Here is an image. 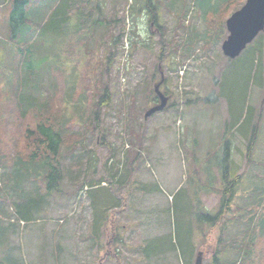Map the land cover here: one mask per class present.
<instances>
[{"label":"rangeland","instance_id":"374dc122","mask_svg":"<svg viewBox=\"0 0 264 264\" xmlns=\"http://www.w3.org/2000/svg\"><path fill=\"white\" fill-rule=\"evenodd\" d=\"M55 1L31 0V18L38 22L47 17ZM144 1L92 0L90 3V6L99 4L100 11L95 13L104 19L97 27V39L92 45L99 53L104 78H110L114 99L111 107L104 110L102 128L92 132L89 125L85 131L88 147L84 157L77 162L82 167L81 172L75 171L74 181L66 177L62 183L68 193L50 196L51 205L47 204L44 211L37 214L38 218L28 224L24 221L25 224L20 223L17 227L10 226L8 220L16 219L9 216L13 210L10 202L0 212V223L10 227L9 249L25 264H196L200 251L204 253L202 264H212L214 255L223 252V241L247 227L248 218L242 220L241 216H253L255 200L261 196L257 194L264 188V83L261 87L257 85V82L261 85V72L256 75V83L250 77L249 56L245 61L231 62L222 49L229 35L226 21L246 0H238L227 12L220 8L211 19L202 17L200 12L195 16L197 7L192 4L186 20L191 16L193 26L205 38L198 43L197 54L186 57L181 65L169 58L174 54V59L179 60L172 51L174 34L179 40L187 36L185 29L175 30L178 8L171 7L169 2L172 0L157 8L159 24L164 25L159 31L158 25L152 24L149 11L143 7ZM7 13L8 5H0V59L4 62L9 60ZM259 35L264 37V31ZM39 37L45 44L50 43L45 41L49 36L36 30V42ZM60 43L62 45V38H59ZM48 59H53L52 51H49ZM262 63L264 68V48ZM105 66H109L106 73ZM14 67L16 73L12 77L15 78L20 72L16 64ZM1 68L0 64V77H3L0 80L1 148L11 160L3 167L2 151L0 188L4 185L3 174L14 170L15 154L22 151L29 155L31 150L23 138L27 134L26 123L32 126L35 117L30 115L23 120L16 98L22 92L25 95L32 93L33 88L26 85L36 84V78L48 86L52 80L48 71L45 77L35 76L24 82L23 88H15L13 82L7 83ZM22 73L28 77L26 71ZM158 83L168 97V105L145 118L147 110L159 102L155 91ZM41 94L45 98L48 93L43 89ZM245 95L246 107H253L254 117L249 121L243 117L233 128L234 113L238 114L240 107V114L246 110L241 103ZM56 97L60 107L71 105L64 104L59 89ZM206 97L210 100L206 101ZM130 107H133V116L127 112ZM118 109L124 112L121 117L117 115ZM130 118H136V130L143 136V147L136 148L143 153L144 159L127 183L123 171L130 144L123 132ZM256 124L261 128L251 153L248 147ZM101 137H107L117 147L112 151L101 143ZM226 139L230 140L231 149L229 177L234 180L235 174H243L241 181L234 184L236 189L230 200L231 206L224 210L217 224H212L199 219L198 214H216L221 210L225 187L222 170L216 161L217 156L224 157ZM64 162L70 165L68 160ZM31 178L22 180L21 192L33 195L31 186L26 185L30 184ZM80 180L84 186L78 189V196L73 197L70 195L73 183ZM93 180H101L103 185L94 186L89 196L87 187H92L89 182ZM121 181L126 183L121 185ZM117 186L120 195H111L109 188ZM1 191L6 195L4 190ZM112 197L118 198L117 204L115 200L111 201ZM104 199L105 203L99 207ZM93 200L99 202L97 207ZM73 210H77L76 213ZM108 216L111 222L107 220ZM100 220H107L111 226L107 229L106 222L97 234L93 225ZM113 222L119 232L115 242L111 241L110 232ZM190 245L194 247L188 254ZM115 247L120 252L117 258L111 251ZM236 250L241 253L235 249L228 250L227 255L234 257ZM6 253L7 246L0 247V264H4L1 261L6 258ZM261 263L264 264V258Z\"/></svg>","mask_w":264,"mask_h":264},{"label":"trees","instance_id":"16d2710c","mask_svg":"<svg viewBox=\"0 0 264 264\" xmlns=\"http://www.w3.org/2000/svg\"><path fill=\"white\" fill-rule=\"evenodd\" d=\"M156 1L157 2L153 4L151 0H145L143 7L145 6L149 11L152 24L158 25V30L162 31L164 25L159 24L157 8L160 5L167 4L168 0ZM237 1L238 0L170 1L171 7L175 8L176 6V8H178L177 28L175 30L177 31L179 28L185 29L187 31V36L179 40L174 34L172 39H174V37L175 39L172 41L174 42L172 51L179 57V60L176 61L174 59V54H170L169 58L172 61L174 60L176 64L181 65L186 57L197 54L196 50L199 46L198 43L205 38L199 30L193 26L190 20L191 16L188 21L186 20V16L191 10L192 4L197 7L194 11V15L200 12L202 17H209V19H211L213 13L220 8L223 12H227L231 5L235 4ZM240 1L242 2L244 0ZM91 2L92 0H56L53 7L50 8V11L46 14L47 17L44 16L40 21L35 22L29 14L31 0H0V5L3 7L8 5V20L6 27L9 35V47L7 50V54L9 53V60L4 62L0 59V64L3 66L1 70L7 78V83L11 84L13 82L15 88L18 87L21 89L23 88L24 82L33 79L35 76H40V78H42L44 75L45 77L48 71L49 77L52 78L49 86L40 79V82H38V78H36V84L26 85L28 87L31 86L35 94L32 92L25 95V93L22 92L21 94L19 93L20 95L16 98L21 118L24 120L28 116L34 115L35 121L32 126L26 123L27 134L23 138L27 144L26 147L31 149L29 155L21 153L22 151H18V153L15 154L17 159L12 163L14 167L13 172L11 169L9 173L3 174L4 185L1 182L0 212H3L7 203L10 202L13 210L10 212L11 214L9 216L16 217L13 221L8 220L10 226L17 227L21 220L26 221V224L35 221L38 218L37 214L40 211H44L46 208L45 206L50 204V196L53 197V195L58 193H68L62 188V183L66 177L74 181L72 178L74 177L75 171L81 172L82 167L77 164V162L79 163L84 157L88 147L85 142L87 137L85 131H87L89 125L93 128L92 132H94L93 130H96V128H102L104 110L106 107H111L112 105L114 96L113 89L109 82L110 78H104V74L101 70L102 64L99 53L97 48L92 45V42L97 39V27L104 23V19L95 13L100 11L99 4L90 6ZM34 27L37 28L35 29ZM221 27L222 24L220 28ZM36 30H39L40 34L42 33L43 36H49L48 40L45 41H49L50 43L45 44L41 41V37H39V42H36ZM87 31H91V33H87ZM59 38H62V45L61 43L59 44ZM117 39L119 40V37ZM263 42L264 37L258 35L238 57H228L230 58L228 61L242 62L249 56L251 63L250 77L252 76L251 78L255 79V83L257 81V73H262L261 85L257 82V85L260 87L263 86L264 83V68L262 63ZM49 51H52L53 59L46 60ZM112 53H114L113 50ZM14 64L17 65L20 72L15 78L12 77V74L16 73L14 71ZM260 68L262 69L261 71ZM44 70L45 72L43 74ZM103 70L104 73H106L109 70V66H105ZM23 71H26V76L28 77H24ZM57 77H59L60 82ZM2 78L3 77H0V80ZM43 89H46L49 94H47L45 98H43L41 94ZM58 89L59 92H62L63 99H65L63 100L64 104L70 103L71 105L62 108L57 104L56 95ZM16 93L17 91H15V95ZM215 97L218 99V96ZM158 99L159 96H157V100ZM205 100L209 101L210 98L206 97ZM241 103L246 107V95ZM231 104L233 106L234 103L231 102ZM240 111L241 107L238 110V114L234 113V118L231 122L233 128L240 123L243 117L249 121L252 120L255 114V110L253 107L250 108L249 105L246 107L245 112L242 111L240 114ZM127 112L130 113V116H133V107L128 108ZM123 113L121 109L117 110L118 117H121ZM135 121L136 118H130L123 132L127 136L130 144V149H127L126 168L123 171V175L125 176L124 180H126L127 183L131 176H133V172L140 169V165L144 159L143 153L136 148L143 147V136L136 130ZM260 128L261 126L255 125L254 134L248 147L251 153L257 141ZM100 139L101 143L109 147L112 151L115 149L113 147H117L107 137H101ZM224 144V157L223 155L221 157L217 156L216 161V164L220 166L222 170L223 184L225 187L222 192L221 210L216 214H211L209 212L198 214L199 219L210 221L212 224H217L222 218L224 210L231 206L230 200L236 189L234 188V184H236L237 181H241L243 174L241 172L240 175H234V172H231V175H234V180H231L229 177V162L231 161L230 140L226 139ZM2 151L0 138V154ZM3 153L1 165L7 167L10 163L11 156L4 151ZM249 157H251V155H249ZM65 160H68L70 165L65 164ZM27 177H33L30 180V184H26L31 186L32 189L30 190L33 195L21 192L23 191L22 180L27 179ZM12 180L15 182L12 183ZM126 182L121 181V185H124ZM8 183H10L9 186H7ZM89 183L92 187L88 194L91 196L90 191L93 190L94 186L102 184L101 180H93ZM73 184L74 188L70 195L75 197L78 196V189H81L84 184L81 183V180L80 182L75 181ZM1 190H4L6 195ZM109 192L111 195H120L118 186L115 188L110 187ZM227 194H229V197H227ZM8 195L10 196L7 197ZM257 195L261 196H258L255 200L254 208L256 209L252 214L253 216H241L242 220L248 218L249 223L247 227L223 241V252L221 255H219L221 251L214 255L212 264H263L261 263V259L264 258V188ZM112 198L111 201L115 200L117 204L118 198ZM105 199L101 200L100 203L97 202L99 203V207L105 203ZM93 203L97 207V203H95L94 200ZM103 208L105 209V207ZM257 215L258 220L254 221ZM107 220L111 222L109 216ZM107 220L96 221L93 225L94 232L98 234ZM110 224L111 223L108 222L106 223L107 229L111 226ZM112 225L110 229V232H112L111 241L115 242V238L119 232L115 222H113ZM9 230L10 227H5L0 223V247L7 246L6 258H4L1 263L25 264L20 256L11 252L9 249V242H7ZM111 245L110 243L109 246L112 247ZM192 246L194 247V245L188 246V254L191 252ZM116 249L117 247L111 251L117 258L120 252ZM235 249H238L241 253L236 250L237 255H235L236 253L232 254V256L235 255L234 257H230L229 254L227 255V252L229 253ZM155 250L159 249L155 248ZM225 252L226 255H224Z\"/></svg>","mask_w":264,"mask_h":264},{"label":"water","instance_id":"95a60500","mask_svg":"<svg viewBox=\"0 0 264 264\" xmlns=\"http://www.w3.org/2000/svg\"><path fill=\"white\" fill-rule=\"evenodd\" d=\"M226 26L229 35L223 42V52L230 58H236L261 31H264V0H247L241 8L231 14ZM155 91L160 97V103L151 107L146 112V117L167 106L168 97L160 90V83L155 86ZM202 255L203 252L200 251L196 264H202Z\"/></svg>","mask_w":264,"mask_h":264}]
</instances>
